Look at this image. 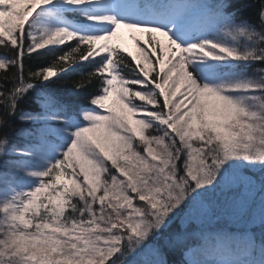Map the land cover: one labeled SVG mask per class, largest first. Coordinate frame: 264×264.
Wrapping results in <instances>:
<instances>
[{"label":"snow or ice","instance_id":"6c2138e0","mask_svg":"<svg viewBox=\"0 0 264 264\" xmlns=\"http://www.w3.org/2000/svg\"><path fill=\"white\" fill-rule=\"evenodd\" d=\"M233 8L0 0V130L34 125L0 136V264H264V0Z\"/></svg>","mask_w":264,"mask_h":264},{"label":"trees","instance_id":"16d2710c","mask_svg":"<svg viewBox=\"0 0 264 264\" xmlns=\"http://www.w3.org/2000/svg\"><path fill=\"white\" fill-rule=\"evenodd\" d=\"M231 3L234 5L233 9H229L230 11L236 10L237 11V19H247L253 24H258V17L257 12L259 9L260 0H231ZM6 55L8 58H12L14 53L11 50H4L0 48V56ZM38 59H43V57L40 58H33L29 60L27 57L25 58V75L28 74L29 70H35L36 64ZM247 67V70L249 73H252L255 69H259L261 67H264V65H261L259 63H253L251 65L242 66ZM88 69H85V72H87ZM2 74V73H0ZM80 79V74H71L69 77H66L65 80L62 82V91H68L71 90L74 87L73 82ZM93 91L92 88H87L85 92ZM66 99L69 100V102L77 103L80 101H83L85 104L87 103L86 100L83 99V94H76L67 96ZM22 107H25L22 105ZM34 125L22 123L18 119H13L10 121L9 127L6 129L0 130V136H2L5 132L7 133L8 138L17 144L18 146H24L27 143L31 142V137L27 136V132H21L20 130H28L33 128ZM19 157L15 155H9L0 157V162L2 161H13L18 160ZM5 168L2 166V163H0V173L4 172ZM2 187V185H0ZM214 200L217 202L222 203L225 199L224 195H217L213 197ZM181 223V222H178ZM183 226L187 227V223L183 222ZM228 228L232 230H236L239 228V226L229 223ZM171 234H175V230ZM167 235V234H166ZM161 244L163 245V238L161 240ZM167 259L169 261V264H181V262L184 260V253L180 248L176 249H168L166 250Z\"/></svg>","mask_w":264,"mask_h":264},{"label":"rangeland","instance_id":"374dc122","mask_svg":"<svg viewBox=\"0 0 264 264\" xmlns=\"http://www.w3.org/2000/svg\"><path fill=\"white\" fill-rule=\"evenodd\" d=\"M115 42L120 43L126 47H128V49L130 51L133 52V54H137L136 52V48H135V44L132 40V35H131V31L125 28H121L119 35L117 38H115ZM187 223V222H184ZM239 226V225H237ZM194 260L199 259V256H193L192 257Z\"/></svg>","mask_w":264,"mask_h":264}]
</instances>
